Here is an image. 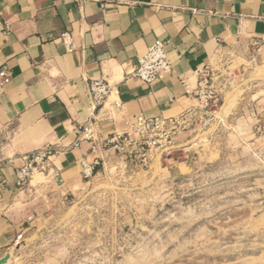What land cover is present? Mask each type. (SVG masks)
<instances>
[{
  "label": "crops",
  "instance_id": "crops-1",
  "mask_svg": "<svg viewBox=\"0 0 264 264\" xmlns=\"http://www.w3.org/2000/svg\"><path fill=\"white\" fill-rule=\"evenodd\" d=\"M63 33L72 35L74 51L61 44ZM155 41L166 43L173 70L147 84L132 72ZM254 44H264V0H0V69L12 73L0 85V259L34 226L38 232L64 213L69 199L79 202L87 189L111 184L120 158L100 147L92 152L86 142L74 147L79 127L95 118L104 138L126 130L138 115L178 116L197 106L185 86L195 87L202 66ZM92 80L112 89L95 112ZM263 80L256 95L264 91ZM256 100V120L264 122V97ZM186 137L176 142V168L200 153ZM48 144L61 149L54 165L65 184L38 175L17 188L23 158ZM83 159L98 162L89 181L81 175Z\"/></svg>",
  "mask_w": 264,
  "mask_h": 264
},
{
  "label": "rangeland",
  "instance_id": "rangeland-1",
  "mask_svg": "<svg viewBox=\"0 0 264 264\" xmlns=\"http://www.w3.org/2000/svg\"><path fill=\"white\" fill-rule=\"evenodd\" d=\"M213 69L219 105L177 136L199 154L180 168L157 155L150 169L117 155L111 184L34 226L11 264H264V91L254 88L264 44L227 51Z\"/></svg>",
  "mask_w": 264,
  "mask_h": 264
},
{
  "label": "built area",
  "instance_id": "built-area-1",
  "mask_svg": "<svg viewBox=\"0 0 264 264\" xmlns=\"http://www.w3.org/2000/svg\"><path fill=\"white\" fill-rule=\"evenodd\" d=\"M60 42L68 52L75 50L74 40L70 33H63ZM173 70L167 45L163 41H155L138 57L132 75L147 84L164 79ZM214 69L211 65H204L196 72V85L190 88L186 85V95L197 102V106L187 109L178 116L168 118L146 117L138 115L134 120L126 123L127 129L115 131L108 137L100 138L96 119L89 120L79 127L77 141L74 147L86 142L92 145V152L97 148L111 150L122 157L125 166L135 164L141 169H150L157 155L168 160L176 150L177 136L184 131L197 110L216 107L220 103V96L214 85ZM12 73L7 67L0 69V85L8 84ZM88 91L92 99V108L99 111L105 106L112 94L110 84L105 80H92ZM116 110L122 108L119 101H114ZM61 149L54 144L45 145L23 158V164L16 170V186L26 187L32 178L44 175L48 181L60 185L65 184L61 172L54 165V158ZM98 162L83 159L80 162L83 180H91L96 173Z\"/></svg>",
  "mask_w": 264,
  "mask_h": 264
},
{
  "label": "water",
  "instance_id": "water-1",
  "mask_svg": "<svg viewBox=\"0 0 264 264\" xmlns=\"http://www.w3.org/2000/svg\"><path fill=\"white\" fill-rule=\"evenodd\" d=\"M20 245H16L15 249H19ZM14 258L11 256L10 253H7L4 257L0 259V264H11L13 263Z\"/></svg>",
  "mask_w": 264,
  "mask_h": 264
},
{
  "label": "bare ground",
  "instance_id": "bare-ground-1",
  "mask_svg": "<svg viewBox=\"0 0 264 264\" xmlns=\"http://www.w3.org/2000/svg\"><path fill=\"white\" fill-rule=\"evenodd\" d=\"M37 175H40V174H37Z\"/></svg>",
  "mask_w": 264,
  "mask_h": 264
}]
</instances>
